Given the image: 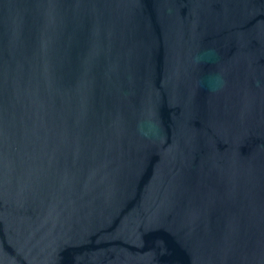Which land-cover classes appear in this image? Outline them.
I'll return each mask as SVG.
<instances>
[{"label":"water","instance_id":"1","mask_svg":"<svg viewBox=\"0 0 264 264\" xmlns=\"http://www.w3.org/2000/svg\"><path fill=\"white\" fill-rule=\"evenodd\" d=\"M0 264H264V0H0Z\"/></svg>","mask_w":264,"mask_h":264}]
</instances>
